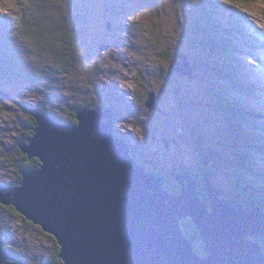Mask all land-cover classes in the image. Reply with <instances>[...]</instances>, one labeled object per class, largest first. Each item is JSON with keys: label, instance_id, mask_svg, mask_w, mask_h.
<instances>
[{"label": "rangeland", "instance_id": "374dc122", "mask_svg": "<svg viewBox=\"0 0 264 264\" xmlns=\"http://www.w3.org/2000/svg\"><path fill=\"white\" fill-rule=\"evenodd\" d=\"M220 1L219 18L227 20L216 27L228 30V18L240 20L246 38L254 42L241 46L243 40L234 36L243 51L244 71L256 81L252 95L243 92L237 78L230 80L228 74L220 73L219 64L228 66L229 56L212 50L210 41L217 37L206 32L216 19L209 15L210 0H0V59L10 63L17 75L32 77H17L9 83L6 80L14 76L6 75L0 81V180L6 185L16 182L15 166L9 160L18 157L20 166L24 160L16 149L28 141L24 132L29 113H47L65 122L75 111L78 124L77 111L92 104L91 109L107 110L118 119L115 133L125 136L130 148L131 142L138 145L132 144L140 151V165L153 160L151 172L164 178L171 194L182 192L174 177L187 174L197 180L201 201H209L204 172V183L195 178L202 158V167L203 162L209 163L211 183L227 199L237 194L239 188L226 159L237 153V145L251 147L244 144V138L254 136L261 141L256 132H238L237 123L248 115L264 128L263 120L256 121L249 114L253 107L262 109L264 101V94L257 92L264 90V0ZM216 30L213 33L219 35L221 31ZM103 44L112 46L109 52L99 51ZM182 55L187 62L181 60ZM177 62L186 63L183 71L190 73L179 74ZM242 105L250 109L234 117L232 107ZM31 130L36 134L35 128ZM253 159L263 171L264 156ZM2 204L0 230L33 256L46 258L51 246L44 239L48 233ZM179 224L187 237L193 236L195 250L204 256L205 245L192 220Z\"/></svg>", "mask_w": 264, "mask_h": 264}, {"label": "water", "instance_id": "95a60500", "mask_svg": "<svg viewBox=\"0 0 264 264\" xmlns=\"http://www.w3.org/2000/svg\"><path fill=\"white\" fill-rule=\"evenodd\" d=\"M187 67L177 62L175 70L189 74ZM76 116L70 125L34 114L36 134L20 148L40 167L24 169L17 187L0 184V201L54 236L65 264H264V208L255 199H227L207 162L210 208L187 174L174 177L182 192L171 194L117 136L112 113L86 107ZM183 219L196 226L206 257L180 228ZM3 245L0 264H7L13 258Z\"/></svg>", "mask_w": 264, "mask_h": 264}, {"label": "trees", "instance_id": "16d2710c", "mask_svg": "<svg viewBox=\"0 0 264 264\" xmlns=\"http://www.w3.org/2000/svg\"><path fill=\"white\" fill-rule=\"evenodd\" d=\"M210 1H211L210 4L212 5L213 9L211 10V13L209 15L211 17L213 15V18H216V19H212V22L210 23L212 26H209V29H206V32L208 30L209 35H213V36L217 37V39L214 38L213 41H210V42H213L212 50L214 52L217 51L218 53H221V54L224 53V56H225V54L229 56V61H226V63H228V66L224 65L223 63L219 64V68H222V71H223V72L221 71L220 73L223 74V75L224 74L225 75L228 74V78L230 77V80H232L233 77H235V79L237 78L241 82L240 85L243 88V92L246 91V92H249L248 94L251 93V95H252V88H255L254 87V82H256V81H254V78L251 77V75H248L244 71L245 67L247 65L243 61V57H242L243 51L239 48L240 47V43L237 40H235L236 38H234V36H237V37L241 38V40H243V43H241V46H245V45L250 46V44H253L254 42L250 41L249 39L246 38L245 30H244L242 21L240 22V20L236 21V20H231V19L228 18V22L229 23H228V25H226L228 30H223V29L217 28L216 26H218V25L219 26H224L222 24V22L226 18L225 17L219 18V14H221L220 13L221 10H219V9L222 7L221 6V1L220 0H210ZM227 3H229L228 5H232L234 7L233 2H231V3L227 2ZM218 4H220V6L218 7V11L219 12L216 11V5H218ZM72 19L76 20L74 18H71V19H69V21H71ZM80 22L82 23V25H84V22H82V20ZM5 23H10V22H5ZM214 28H216L218 31H221V33L219 35L214 34L213 33ZM59 31L62 32L61 29H59ZM3 33L4 32H2V34ZM68 33L69 32L65 33V35L68 34ZM82 34H85V32H83ZM252 34L254 35L253 32H252ZM66 49L67 48L65 47L62 51L64 52ZM86 49H87V47H86ZM57 51L58 50L56 49L53 52L56 53ZM60 59L61 60H65L64 58H60ZM83 61L84 60L81 59L80 63L83 62ZM9 65L11 66L10 63L7 64L5 61H3V59H0V81H4L5 78H6L5 77L6 75L7 76H9V75L14 76V77H10L8 80H6L9 83H12L11 80H15L17 77L18 78L19 77H24L27 80H32L31 76L22 75V74H18L17 75L15 73V71L10 68ZM72 68L73 67H70V70ZM219 68H218V71H220ZM33 80H37V79H33ZM257 92H258V94H264V90H261V89H258ZM231 102H233V100H231ZM86 106H89L90 108H94V106H92V104H88ZM95 107H97V106H95ZM232 108H233L232 115L233 114L236 115V116L234 115V117H238L239 115H243L244 110L246 111V110L250 109V108H248V107H246L244 105L238 106V108H234V107H232ZM250 110H253V112H251L249 114H251L252 117L256 121L263 120V122H264V116H263V119L260 118V114L261 113L264 114V101L262 102V109L253 107V109H250ZM33 113H29V118H28V121H27V124H26L27 125L26 129H25L26 131L24 132L25 133L24 134V140L25 139L28 140V139L33 137V130L30 131V129L31 128H35L36 123H37V120L34 118V114ZM37 113H39V112H37ZM42 114H44V113H42ZM49 115H51V114H49ZM74 116H75V111H74L73 115H71L70 118L67 119V121H65V122L63 121L62 123L75 125L76 121L74 120ZM57 121H59V120H57ZM59 122H61V121H59ZM237 124H238L237 125V131L238 132L243 133L245 131H249L252 134H254V132H256V133L259 134V138L261 139V141L255 139L254 136H249V137L244 138V144L248 145V146H251V147H247V146L245 147L243 145H237L235 147V148H237V153L236 154L234 153L233 157L231 159H230V157L226 159L227 160V164H228V168L232 171V173L234 174V177L236 179V189L239 188L237 194H234V195L231 194L229 196H230L231 199H234L236 201H241V202H243V201L245 202L248 199L253 198V199H255L258 202V204L261 207L264 208V177H263L264 170L262 171V169L258 165L257 161H255L253 159L257 155L264 156V128H260V127L257 126V125H260V124H254L253 119L250 116H248V115H246V120H239ZM256 127H258V128H256ZM117 136H118V133H117ZM120 138L123 141L126 142V139L124 137L121 136ZM25 143L27 144V142H25ZM25 143H23V144H25ZM126 143L128 145H130V143H128V142H126ZM15 145H17V144H15ZM18 149H20V147H18ZM18 149H16L17 153L21 154V157H22L21 159H24L23 161H20L21 166L16 163L19 160L18 157H15V158L12 157V158H10V160L8 159L10 161V163L11 164L13 163L14 166H15V167H13V171H14L13 175H14V177L17 175L16 182L13 183V184H10V185L9 184L6 185V182L3 181V179L0 180V184L4 185L5 187H8V188H14V187L19 186L21 184V181H22V178H23V173L21 171L22 170L21 168L28 167L30 169H34L35 167L40 165V160L39 159H31L28 154L24 153L21 149L20 150H18ZM131 149L135 150V151H139L138 149L134 148V146L132 144H131ZM210 152H211V154L215 155L217 158H223V156H221L216 150H210ZM136 161L138 162V160H136ZM202 161H203V158H202V160H201V162L199 164V166H200L199 169H198L199 171H197V173L195 174L196 175L195 178H197L201 182H203L202 174L204 172L203 171L204 167H202ZM217 162H220V161H217ZM152 163H153V160L150 161L148 159L144 163V165H141V167L145 168L148 172H151V171L153 172V168L154 167L151 165ZM139 164H141V163H139ZM209 169H210V166H209ZM245 170L249 171L250 174L248 173V175H246L244 173ZM218 189L220 190V188H218ZM206 196H207V194L205 193V198H206ZM207 199H208V197H207ZM205 203H206V205L210 206V202L209 201H206ZM0 204H2L1 201H0ZM4 208L7 209V211L13 213L15 216H19L21 220H25V221L27 220L26 217L23 216L12 205L11 206H4ZM31 224L34 225V223H31ZM37 227L41 228V230H43V228L41 226H37ZM188 236L190 237L191 240H193L192 235L189 234ZM0 240L6 245V247H7V245H10L12 243L15 244V245H19L18 242L16 243L15 241H12L10 239V237H8V235L6 233H4L2 230H0ZM53 241L55 242V246L57 247V249H56V258L58 260H60L61 259L60 258L61 248H60L59 243L57 242L56 238L53 239ZM259 241L264 246V239H259ZM4 248H3V250H4ZM51 259H53V258L50 257L49 260H51Z\"/></svg>", "mask_w": 264, "mask_h": 264}, {"label": "flooded vegetation", "instance_id": "af4514ba", "mask_svg": "<svg viewBox=\"0 0 264 264\" xmlns=\"http://www.w3.org/2000/svg\"><path fill=\"white\" fill-rule=\"evenodd\" d=\"M107 23H109V22H107ZM110 29H111V24L109 23L108 30H110ZM111 47L112 46L110 44H103V45H101L99 47V51L100 52L103 51L102 53H104L105 51L109 52L108 50ZM156 109L157 108L154 105V110H156ZM158 110L159 109H157V111ZM116 115H118V113H114V116H116ZM114 120H115L114 125H116V120H118V119H116V117H114ZM124 138H125V136H124ZM131 144H136V143L131 142ZM136 146H138V145L136 144ZM133 151L135 153V159L138 160L139 163H141L142 162L141 161L142 158H140V154H139L140 151H135V150H133ZM39 229H41V228H39ZM43 235H44V233H43ZM194 236L197 237L196 234ZM44 239L51 241V246L46 251V254H48V256L46 258L42 254H40L37 257L33 256L31 251L27 247H21L20 245H15L13 243L10 244V245H7V247H6V245L4 244L3 245V248L5 247L4 250L6 252L10 253L12 255V258H13V259H9L7 261V264H65V262L62 259L58 260L56 258V249H57V247L55 246V242L53 241V239H55V238L53 236L49 235V234L48 235L45 234ZM14 241L16 243L18 242L17 240H14ZM206 255H207V253H206V251H204V256H202V257H206ZM50 257H52L53 259L49 260Z\"/></svg>", "mask_w": 264, "mask_h": 264}, {"label": "bare ground", "instance_id": "6f19581e", "mask_svg": "<svg viewBox=\"0 0 264 264\" xmlns=\"http://www.w3.org/2000/svg\"><path fill=\"white\" fill-rule=\"evenodd\" d=\"M230 200H232L231 198H229Z\"/></svg>", "mask_w": 264, "mask_h": 264}]
</instances>
